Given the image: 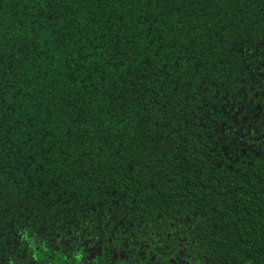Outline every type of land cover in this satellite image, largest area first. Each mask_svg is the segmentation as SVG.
Returning a JSON list of instances; mask_svg holds the SVG:
<instances>
[{"label": "trees", "instance_id": "obj_1", "mask_svg": "<svg viewBox=\"0 0 264 264\" xmlns=\"http://www.w3.org/2000/svg\"><path fill=\"white\" fill-rule=\"evenodd\" d=\"M0 264H264V0H0Z\"/></svg>", "mask_w": 264, "mask_h": 264}]
</instances>
